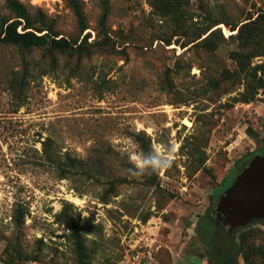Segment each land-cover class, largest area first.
<instances>
[{"label": "rangeland", "instance_id": "rangeland-1", "mask_svg": "<svg viewBox=\"0 0 264 264\" xmlns=\"http://www.w3.org/2000/svg\"><path fill=\"white\" fill-rule=\"evenodd\" d=\"M18 1L50 36L77 42L0 44V264H78L64 220L83 229L90 264H245L238 245L260 264L264 220L229 234L217 213L241 161L264 156V93L235 101L237 43H190L207 17H264V0H183L179 22L150 0ZM12 18L0 0V22ZM156 148L174 149L170 167L130 171L133 152Z\"/></svg>", "mask_w": 264, "mask_h": 264}, {"label": "trees", "instance_id": "trees-1", "mask_svg": "<svg viewBox=\"0 0 264 264\" xmlns=\"http://www.w3.org/2000/svg\"><path fill=\"white\" fill-rule=\"evenodd\" d=\"M67 1L72 3V0ZM153 1H156V3L152 5L159 15L163 17L170 16L175 22L180 21L182 17L183 0H150V2ZM7 8L13 14V18L0 22V44L14 45L25 49L47 47L51 51L58 52H66L70 49H75L74 46L77 41H70L64 37L58 38V35L55 33H52V36H50L48 30L44 29V27L35 25L27 8L18 0H7ZM74 13L77 18L80 33H83L87 27L84 17L77 5H74ZM211 20V16L204 19L205 23H209ZM205 23L201 25L197 36L190 44H193V46H201L206 49L207 52H215L222 41L237 43L241 51L235 53L233 60L238 63L240 73L243 74V79L241 80V82L243 81V91L235 101L244 104L253 103L260 91L264 93V61L250 67L251 59L264 57V44L262 42L264 39L263 15H258L256 18H246L236 25H229L224 21L218 20L213 21L208 26H205ZM221 24L225 25L231 32V35L226 38L222 35V31L219 27ZM19 28H21V32L18 31ZM45 31L47 32L44 33ZM97 38L99 39V37ZM87 39L88 35H85L84 43H86ZM166 44L167 46L170 45V41H166ZM185 47L187 46L183 48ZM76 48L80 49L81 46ZM229 80L231 81L233 79L230 78ZM236 85L235 83H231L227 91H233ZM212 86L217 88L218 84L212 83ZM247 132L250 136H256L250 128L247 129ZM255 154H257V152ZM252 155L254 154L249 156ZM200 162L202 164L204 160ZM66 163H72L69 166L74 172H77L78 167H80L78 164H75L80 163L77 162L76 159L68 158ZM20 217L21 214L18 213L16 217L17 220H20ZM64 222L70 229V238L74 242L78 264H90V255L86 249L82 236L83 229L78 227L73 221L64 220ZM237 251L243 255L245 264H256L253 259L245 254L243 245H238ZM14 254L18 260H22L21 252L16 246H14ZM253 255L260 259V264H264V250L262 248L255 249Z\"/></svg>", "mask_w": 264, "mask_h": 264}, {"label": "water", "instance_id": "water-1", "mask_svg": "<svg viewBox=\"0 0 264 264\" xmlns=\"http://www.w3.org/2000/svg\"><path fill=\"white\" fill-rule=\"evenodd\" d=\"M219 207L217 217L229 234L254 220H264V156L252 155L238 165Z\"/></svg>", "mask_w": 264, "mask_h": 264}, {"label": "clouds", "instance_id": "clouds-1", "mask_svg": "<svg viewBox=\"0 0 264 264\" xmlns=\"http://www.w3.org/2000/svg\"><path fill=\"white\" fill-rule=\"evenodd\" d=\"M174 149L168 148H156L155 150L143 153V152H133L130 157V161L134 166L130 171H134L135 174H144L147 171L153 173L160 170L166 169L172 164V155Z\"/></svg>", "mask_w": 264, "mask_h": 264}, {"label": "flooded vegetation", "instance_id": "flooded-vegetation-1", "mask_svg": "<svg viewBox=\"0 0 264 264\" xmlns=\"http://www.w3.org/2000/svg\"><path fill=\"white\" fill-rule=\"evenodd\" d=\"M260 221H262V220H254L253 222H260ZM249 225V224H248ZM231 238V237H230Z\"/></svg>", "mask_w": 264, "mask_h": 264}]
</instances>
